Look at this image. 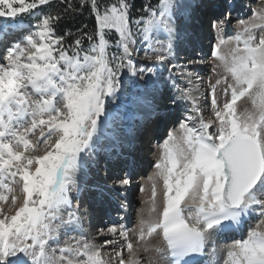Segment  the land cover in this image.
<instances>
[{"label":"snow or ice","instance_id":"snow-or-ice-1","mask_svg":"<svg viewBox=\"0 0 264 264\" xmlns=\"http://www.w3.org/2000/svg\"><path fill=\"white\" fill-rule=\"evenodd\" d=\"M52 2L0 0V18L22 23ZM60 2L66 6L43 13L10 44L8 30L0 27V264H141L139 249L122 225L98 232L104 245L88 239L70 193L108 125L110 103L125 87L124 70L132 77L154 74L146 63L162 64L172 54L173 20L181 5L158 0L155 8L145 7L146 16L133 20L129 0ZM86 7L95 20L93 31L83 25L57 33L61 19ZM253 18L240 21L232 37L218 35L212 56L219 64L213 72L222 73L210 82L212 116L205 119L198 98L185 90L196 115L181 123L179 137L169 134L148 178L149 214L157 213L158 181L163 204L155 218L141 219L138 240L159 234L165 247L155 250L168 264H193V254H203L210 244L211 264H220L219 251L225 252L223 264H264V10H253ZM223 25L214 24L218 34ZM158 32L168 39L155 49ZM229 41L236 46L225 55L221 46ZM141 42L153 55L137 68L134 53ZM245 97L251 108L238 112L237 102ZM189 121L198 123L189 126ZM256 208L260 222L218 249L213 237L243 230ZM77 230L79 237L61 241V235ZM109 235L124 240L111 261L102 254L104 246L117 243Z\"/></svg>","mask_w":264,"mask_h":264},{"label":"rangeland","instance_id":"rangeland-1","mask_svg":"<svg viewBox=\"0 0 264 264\" xmlns=\"http://www.w3.org/2000/svg\"><path fill=\"white\" fill-rule=\"evenodd\" d=\"M190 1H192V0H189L187 2H190ZM234 1L235 0H233V3H234ZM237 2H238V5L235 6V8H233L234 6L232 7V6L229 5L230 0H218V3L221 4L220 5L221 8L222 9L225 8L226 11L222 12L221 16L220 15L218 16V20L215 21V22L213 21L212 25H210V28L208 30V33H209L210 37L207 38L202 43L203 44V49L205 50V53L201 54V51H196V52H199L200 54H197L196 58H193V61H191L192 63L193 62H198V63L203 62L204 64L207 65V67H206L207 69L205 70V77L206 78H207V76L209 78L212 77V78H210V82L211 83H214L215 80L218 78V73H222V69H220V68H217V72H215V73L213 72V67L215 65L219 64V61L216 60L212 56V51L214 49V46L217 43L218 35H222L225 38L234 36L235 33L241 27V25L239 23L240 21H242V20L246 21V22L247 21H251V20L254 19L253 18V10H255L257 12H260L261 10H264V0H237ZM228 13H229V16L232 17L231 20H230V22H231L230 25L233 28L231 30L232 33L230 32V33L226 34L225 33V28H226V18L225 17L228 15ZM37 16H38V12L37 11L34 12V15L24 16L22 23H20L19 21H13L12 19L0 18V27L6 28L8 30V32H9L8 41H9L10 39H15L16 37L18 38L20 35L26 34V31H25L24 34H22L21 29L27 30V29L31 28L32 26H34L36 21H35V23H32V25H30L29 23L31 22L30 20L34 21V19L37 18ZM25 17H26V19H25ZM220 21H224L223 32L218 34L217 29L214 27V24H217ZM256 22L259 23V21H256ZM113 36L116 37L115 33H113L112 37ZM161 45H162V42L161 43H157L156 37L153 36L152 47L155 48V49H160ZM235 46H236L235 41H229L228 43H226L224 45L223 49H222V46H221V51H222L223 54L227 55V53L230 51V49H232ZM2 47H3L2 51H4V45L3 44H2ZM136 48H137V51L134 53V60L137 62L136 67L140 68L141 66H145L146 55L151 56V55H153V52L151 50H148L146 52V49L148 48V45L143 43V42L139 43L136 46ZM146 66L148 67V62L146 63ZM163 74L160 77H162ZM153 76H154V74L145 73V74H143L142 77H140V76L132 77L127 72V70L125 69L124 70V74L122 76V79H123L124 84H125V87H124V89L122 91L125 93V96H124L123 100L116 99V101L111 102L110 103V110H112V108L115 107V106H119L120 104H124V105L129 104L127 106H130L131 103L135 102L137 99H139V98L143 97L144 95H146L147 93H149L150 90H152V91L155 90V87L157 86V82H156V78H153ZM154 79H155V81H154ZM151 80L154 81V82H152ZM149 81H151V82H149ZM210 82H209V89L207 90V92H204V93H206V95L203 96L204 98L207 97V101H209V103L207 105H205L206 109H205V112L203 114L205 119L210 118L212 116V111H213V106H212V103H211V94H210ZM163 83L164 84L165 83H170V81L167 79V77L164 76ZM205 89H207V87ZM127 99H129L130 103L129 102L128 103L122 102V101H125ZM220 99H221V102H222L223 101V96H221ZM245 108H249V109L251 108V103H250V101L248 100L247 97L242 98L240 101L237 102V111L238 112L243 111ZM114 113L115 112L112 113V116H113ZM184 113L185 112H183V110L174 112L175 117H176L175 121L177 122L174 132H172L171 129H169V127H167V124H165V127H163V130H162L163 134L161 133V139H159V140L157 139V141H153V136L151 138V135H150L149 140H147V142H146L147 151L145 153H143V155H141V157H139V160H142L141 163L144 165L143 166L144 171H143V169H141L142 172H140V170H137L135 172V175L133 176V178H135L136 181L137 180L140 181V184L134 190L135 199L136 200H133V202H132L133 208L131 210V216H133V218H131V216H130V224H129L130 226L124 227V228L127 229V231L130 230L128 232L129 233L128 239L131 240V242L133 243L134 247L139 249V250H142L143 252H145L143 254L144 255L143 256V264H167L168 263V262L167 263H163V262H165V259H166L165 255H162V254H160L159 252H157L155 250L158 247H164L162 241L160 240L159 235L156 234L154 236L155 238L154 237L151 238L153 240H148L147 241L148 250L145 251L144 250L145 244L143 242H140V240L137 239V235L138 234H136L137 233L136 228L140 224L141 217H140L139 213H140V211H141V209L143 207L142 203L145 200V196L148 193V192L145 191V189L149 190L150 186H151V182L149 181L148 178L150 176H152L153 173L156 171L155 165H156L157 160L160 158L161 145H163L164 142L169 139V134L170 133H173V134L177 135L178 137L181 135V133L179 131L180 125H181V123L185 122V120H186L185 117H184L185 116ZM110 115H111V113H110ZM117 122H118V118L117 119L113 118L111 121H109V124L112 126L113 130L116 129ZM153 126H154V121L151 122V127H153ZM189 126H191V125L189 124ZM38 135H39V130H37V133H36V136H38ZM36 136L32 137V139L34 141L36 139ZM103 144H104V142L102 141L101 145L98 144L97 148L99 150H103L102 149L103 148L102 147ZM104 149H106L105 146H104ZM103 154H104V152L100 155V157H102V158H100V160L103 161L102 162L103 165H107L108 163L104 161L105 159H103ZM88 158H91L90 154L87 156L86 159H88ZM102 164H101L100 167L98 166V168H100L99 170H101L103 168ZM101 173H100V175H102ZM103 175H105V171L103 172ZM120 177L121 176H117V178H119V179H120ZM127 181H128L127 185H130V180H127ZM85 183H87V182H85ZM148 183H149V185H148ZM16 187H17V191H16L15 194H17L19 197H21V194L19 192V186L17 185ZM77 187H80V186L77 184ZM81 187H83V186H81ZM142 188L144 189L143 190L144 192L141 190ZM72 191L76 192L77 188H74ZM108 193H110L112 196H115L114 193H112V192H108ZM93 195L96 196L95 193H93ZM19 202H21V201H18V204H19ZM74 202L75 201L73 199L72 203H74ZM9 204H10V199H9L8 203L5 204V210L6 211L8 210L7 206ZM159 206H158V210H161L162 209V204L160 203ZM254 218H255V220H254ZM254 218L248 223L247 228L255 227L256 224L259 223L260 220H261L260 216H257V217H254ZM99 220L101 221L100 218H99ZM121 223H122V221L120 220V221H117V223L112 224V225H115V226H117L119 228L121 226ZM112 225H104V226L102 225V227L100 229L97 226V228H96L97 231L95 233L96 238L94 239L95 240L94 242L96 244L104 245V239H102L98 235V232L101 229H106L107 227L112 226ZM123 226H124V224H123ZM69 237H79V235L76 234V233L69 234L67 236L63 235V236H61V241L66 240ZM107 239H109L108 236H107ZM121 239H122V242L124 243L123 238L119 237L116 240L118 241V240H121ZM136 240H138L139 242H137ZM231 242L232 241H228L227 244H229ZM225 245L226 244H224V246ZM114 246L116 248H111V249L110 248L106 249L105 247L102 248V254L104 255V258L106 260L111 261L112 256L114 255V252L121 250V248L117 247V244H115ZM218 246L222 247V244H220V242H219V243H217L216 247H218ZM149 248H150V250H149ZM218 249H221V248H218ZM220 252H218L220 254H217L216 259L219 262L222 263L224 258H225V252H223V251H220ZM122 254L125 257V259H127V257H128L127 253H123L122 252ZM154 254H158V255L160 254L158 256L157 260H156V257L155 258H151Z\"/></svg>","mask_w":264,"mask_h":264},{"label":"bare ground","instance_id":"bare-ground-1","mask_svg":"<svg viewBox=\"0 0 264 264\" xmlns=\"http://www.w3.org/2000/svg\"><path fill=\"white\" fill-rule=\"evenodd\" d=\"M187 1H189V0H178V3H179V5H181V7L179 8L180 10H182V9H185L187 12H190L191 11V9L193 8V5H196V4H198V6L199 5H202L203 7H204V10H208V8H209V5L211 4V2L212 1H209V0H192V1H190V2H187ZM243 4V3H242ZM221 5V4H220ZM229 5L230 6H234L233 8H235V6H237L238 5V2H237V0H235L234 1V3H233V0H230V3H229ZM204 14H205V12H204ZM177 15V14H176ZM220 18V17H219ZM226 18V28H225V33L227 34V33H232V26L230 25V20H231V16H229V13H228V15L225 17ZM203 24L204 25H206V21H204L203 22ZM173 26H174V24H173ZM207 26V25H206ZM206 31V30H205ZM159 33H164V32H159ZM204 33V32H203ZM210 36H209V33H208V30L206 31V33H205V38L207 39V38H209ZM173 38H175V40L177 41V34L175 33L174 34V37ZM15 39H18V38H15ZM14 39V40H15ZM14 40H12V42L14 41ZM202 45V50H203V52L201 53V54H204L205 53V50L203 49V44H201ZM174 46H176V47H179L180 48V46H179V44L178 43H176V44H174ZM223 47H224V45H222V49H223ZM222 52V51H221ZM193 57L194 56H190L189 57V61H188V68L186 69V74L185 75H183V76H181V77H176V79H177V81H178V83H179V85H183L184 87H185V90H191V94L193 95V96H196L197 98H198V100H199V103H200V107H201V111H202V113L204 114V112H205V109H206V106L205 105H207L208 103H209V101H207V97H203L204 95H206V93H204V92H207V90L209 89V82H210V78H212V77H208L207 76V78L205 77V70L207 69L206 67H207V65L206 64H204L203 62H200V63H198V62H191V61H193ZM194 58H196V57H194ZM192 59V60H191ZM168 60V59H167ZM165 61V62H168V61ZM165 62L164 63H162V64H153L152 62H148V67H154L155 68V72H154V76H153V78H156V82H157V86H160L161 87V85H163L164 83H163V79H164V76L165 77H167V75L170 73V76L172 75V73H173V70L171 71V70H169V66H166L165 65ZM164 73V74H163ZM163 74V76L162 77H160L161 75ZM152 81V80H151ZM151 81H149V82H151ZM154 81H155V79H154ZM154 81H152V82H154ZM190 81H191V83H190ZM166 84V86L169 88L170 86V84L169 83H165ZM156 86V85H155ZM207 87V89H205ZM152 88V87H151ZM128 93V92H127ZM182 93L184 94V96L186 97V95H185V92H184V90H182ZM127 95V94H126ZM135 95V94H134ZM155 95V91L153 90H150V92L149 93H147L146 95H144L143 97H141V98H139V99H137L135 102H133V103H131V105L130 106H127V105H129V104H127V105H124V104H120L119 106H115V107H113L112 108V110H110V113H111V117L109 118V121H111L113 118L114 119H117L118 118V122H120L121 124H119V136H118V138H120V140H122L123 141V143L125 144V139H122L123 138V133H124V131H125V129H127L126 128V126H124L123 125V123L124 122H127L129 119H130V117H131V114L134 112L135 113V117H136V110H138L139 111V106L141 105H149L148 103L151 101V99H152V97ZM124 96H125V93L123 92V91H121L119 94H118V98L117 99H120V100H123V98H124ZM130 99V98H129ZM129 99H127V100H125V101H122V102H126V103H130V101H129ZM205 100V101H204ZM207 101V102H206ZM183 110V112H185L184 113V115L186 116H191V110H193V104H192V101L189 99V98H187L186 97V99H185V101H182V102H178V101H173V103H172V110L171 111H167V114L168 113H173V112H175V111H182ZM113 112H115L114 114H113V116H112V113ZM193 112H194V110H193ZM196 115V113L194 112V116ZM184 116V117H185ZM109 121H108V125L103 129V132H102V134L100 135V137H99V139H98V141H97V145H95V147H94V149H93V151L90 153V155H91V158H88V159H86L85 161H84V166L82 167V169H81V172L78 174V177H77V184L80 186V187H77L76 186V188H77V191L76 192H74V191H72L71 193H70V195H78V193H79V191L81 190V192L83 191V187H81V186H83L84 184H85V182H90V178H92V175H94V173H95V170H94V168H91V166H92V161H93V159L95 160V158H93V155L96 153V152H98V155H97V159L98 160H100V158H102V157H100V155L102 154L101 153V151L102 150H99V149H97V146H98V144H100V143H102V141H103V139H102V135H105L106 134V137H108L109 136V138H112V135H114L113 134V132L111 131L112 130V126L109 124ZM152 121H154V126L153 127H151V122ZM135 122H136V120H135ZM195 123H198V121H190L189 122V124L191 125V126H193ZM176 127V126H175ZM175 127L173 128V130H172V132H174L175 131ZM152 128H156V125H155V120H147V119H144V123H142V125H141V133H142V135L144 136V139L140 136V139L142 140V142L144 143V147H145V142L144 141H146V134L148 133V132H150L151 131V129ZM162 133V132H161ZM112 134V135H111ZM140 135V134H139ZM159 139H161V134H160V137L158 138V140ZM113 140V139H112ZM117 140H119V139H117ZM120 147H123V146H121V144H119V141L118 142H114L113 141V144L112 145H109L108 147H107V149H111L112 150V152L115 150V149H118V148H120ZM106 150V149H105ZM120 152H121V150H120ZM127 155V153L124 155V156H122V157H125ZM127 159H128V157H126ZM125 158V159H126ZM134 161V160H133ZM141 161L142 160H139V158H136V162L134 161L132 164H133V168H132V172L133 171H135L136 170V168L137 167H139V164L141 163ZM115 162H120V157L118 156L116 159H115ZM127 162V161H126ZM90 163V166H89V168H87V165ZM125 167H127V165H126V163H125ZM124 167V168H125ZM103 172H104V169L102 170V175H103ZM132 180V179H131ZM133 182H135V184H136V186H135V189L139 186V184H140V181H136V179H133L132 180V182H131V184L133 183ZM101 185V184H100ZM148 185H149V183H148ZM78 188H79V190H78ZM117 190L118 189H120V187H117L116 188ZM134 190V189H133ZM145 191L146 192H148L147 193V197L145 196V200L143 201V203H142V209H141V211H140V213H139V215H140V217H141V219H151V218H155L156 217V215H158V213H153V214H149V211H148V209H149V207H150V198H151V186H150V189L148 190V189H145ZM144 192V191H143ZM22 197V196H21ZM130 197H132V202H133V200H136L135 199V193H134V191L130 194ZM21 201H22V198H21ZM156 203H157V212H159L160 210H158V206H159V204L161 203V204H163V197H162V185H161V182H157V197H156ZM73 204V203H72ZM10 205V204H9ZM9 205L7 206V207H9ZM74 206V205H73ZM160 207V206H159ZM259 212H260V209L259 208H256V209H254L253 210V213H252V215H251V217H253V216H259ZM130 216H131V211L125 216L124 215V218L122 219V223H121V225L123 226V224H125V226L124 227H128V226H130L129 224H130ZM131 218H133V216H131ZM258 219V218H257ZM254 220H255V218H254ZM129 229V228H128ZM138 229H139V226L136 228V230H137V233L136 234H138ZM130 230H128V232H129ZM158 235V234H157ZM155 236V235H154ZM153 236V237H154ZM99 238V237H98ZM108 238H109V240H112V239H118L119 237H112L111 235H109L108 236ZM155 238V237H154ZM137 239H138V235H137ZM220 239H222V238H220L219 236L218 237H213V242L215 243V245L217 246V242L220 240ZM148 240H153V239H148ZM147 240V241H148ZM95 241V240H94ZM119 241V242H118ZM117 241V247H119V248H121V245H123L124 243L122 242V239L121 240H118ZM121 241V242H120ZM137 242H139L138 240H136ZM147 241H140V242H143L144 244H146L147 243ZM219 243V242H218ZM221 244V243H220ZM230 244V243H229ZM115 245V244H114ZM114 245H106V246H104L106 249H111V248H116ZM219 245V244H218ZM227 245V244H226ZM211 247H212V245L210 244L209 246H208V248L206 249V251L204 252V254L207 256V259H206V261H205V263L206 264H211V262H212V260H213V257H212V255H211ZM223 247H224V245L222 244V247L220 246H218L217 248H221V249H223ZM149 250H150V248H149ZM123 253H127V251L126 250H123L122 251ZM220 252V251H219ZM145 252H143L142 250H139L138 251V253H137V255H138V258L140 259V261H141V264H143V254H144ZM221 253V252H220ZM220 253H218V254H220ZM161 254V253H160ZM159 254V255H160ZM127 255H128V253H127ZM158 254H154L151 258H155L156 257V260L158 259V256H159ZM219 256V255H218ZM165 258H166V256H165ZM147 259V258H146ZM163 263H167V258L165 259V262H163ZM221 263V262H220ZM168 264V263H167ZM222 264H223V262H222Z\"/></svg>","mask_w":264,"mask_h":264},{"label":"trees","instance_id":"trees-1","mask_svg":"<svg viewBox=\"0 0 264 264\" xmlns=\"http://www.w3.org/2000/svg\"><path fill=\"white\" fill-rule=\"evenodd\" d=\"M75 2V0H74ZM105 2H111V0H105ZM131 4V18L133 20L139 19L141 16H146L147 13L145 11V7H152L155 8L158 4V0H129ZM66 5L61 4L60 0H53L52 4L49 6H43L38 10H34L38 12V17L41 16L43 13H47L49 11H57L62 9ZM37 17V18H38ZM37 20V19H35ZM32 21V20H31ZM86 25L87 28L84 29L86 31H93L95 28V20L94 17L89 14V9L86 7L80 13H73L68 16H65L61 19L57 25L56 30L58 34L63 35L66 30L71 29L73 32L76 31L77 28ZM112 40H115V37H111ZM84 46H88V42L85 41ZM115 51V49H112Z\"/></svg>","mask_w":264,"mask_h":264}]
</instances>
